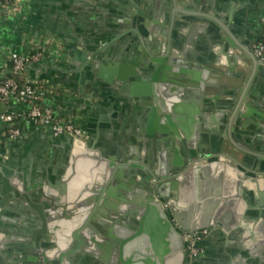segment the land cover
<instances>
[{
	"label": "water",
	"instance_id": "1",
	"mask_svg": "<svg viewBox=\"0 0 264 264\" xmlns=\"http://www.w3.org/2000/svg\"><path fill=\"white\" fill-rule=\"evenodd\" d=\"M179 1L182 4L178 6L188 12H193L189 4L196 6L194 13L205 8L218 12L225 23L235 22L236 12L251 4L242 0ZM128 3L131 13L142 14L133 0ZM155 4L153 14L163 18V0H156ZM175 13L180 20L176 27H189L183 11ZM154 23L160 24L158 20ZM46 25L29 27L26 33L37 38L50 31L72 64L80 67L92 62V55L81 44L74 53L62 36ZM191 28L183 57L190 53L207 25L193 23ZM222 42L224 65H230L227 58L240 65L229 37ZM247 57L254 63L264 62L251 54ZM95 68L103 87L96 84L93 90L102 92V96L108 91L107 86L126 81L120 71H113L116 78L110 80V72L103 65L96 64ZM40 79L51 85L69 86L59 76L47 74ZM156 81L154 75L150 84L141 85V95L152 96L159 103ZM135 82L140 83L141 78ZM137 83L130 90L133 96L136 88L140 89ZM212 86L208 83L202 92L225 93V88ZM161 97L167 95L161 93ZM216 99L217 96L211 102ZM251 104L245 107L248 113L252 111ZM81 129L86 133L84 141L30 129L23 140L9 149L7 160L0 167V264L19 261L26 254L20 252L22 248L29 249L27 254H38L29 258L35 264H90L96 259V264H188L183 235L194 233L200 238L195 245L200 254L189 264H264L263 173H250L222 150L218 155L213 145H196L189 136L184 142L178 141L180 148L186 147L187 154L172 161L168 169L171 176H167L164 160L160 162L161 173L151 175L138 164L144 160L138 159L135 146L109 153L94 145L85 125ZM148 134L150 128L146 130ZM172 146L178 153L174 142ZM141 151L144 154L145 149ZM115 169L121 191L116 190L118 185L114 182L115 187L107 188ZM232 171L237 173L235 177ZM123 176L130 179L123 181ZM123 182L128 183V189Z\"/></svg>",
	"mask_w": 264,
	"mask_h": 264
},
{
	"label": "crops",
	"instance_id": "2",
	"mask_svg": "<svg viewBox=\"0 0 264 264\" xmlns=\"http://www.w3.org/2000/svg\"><path fill=\"white\" fill-rule=\"evenodd\" d=\"M133 1L142 14L131 13L128 0H95L93 4H88V0H30L25 21L21 25L10 24L21 27L16 32L18 40L21 33H26L27 28L34 26L30 21V14L35 10L44 12L49 20L52 19L49 27L62 36L63 42L72 47L74 53L81 44L85 52L98 56L99 62L96 64L103 65L110 72V80L116 78L113 71L123 74L126 81L122 83L121 90L103 92L104 98H107L102 101L99 97L102 92L93 90L96 84L103 87L96 68L92 63H84L80 67L72 64L66 58L62 44L64 60L58 64H50L46 69L49 76H59L69 84H60L71 93L66 102L78 115L79 126L85 125L94 138V145L99 149L117 153L119 148L124 147L127 151L129 146H135L138 159L144 160V163L138 164L143 165L148 173H161L160 162L164 160L167 176H171L168 169H171L172 161L187 154L186 147L180 148L178 141L184 142L190 136L196 145H213V150L218 155L222 150L246 171L264 174V161L260 160L264 156L257 153L254 147L257 145L260 149L262 145L261 149L264 151V72L255 73L253 68L256 63L251 57H247L251 54V45L262 36L264 0H245L251 4L236 12L234 25L229 29L222 26L225 22L218 12L215 14L205 8L203 12L194 13L196 6L192 4L188 7L193 12H188L178 6L181 3L179 0H163V21L162 16L156 18L153 14L156 0ZM177 10L183 11L181 14L188 17L186 21L189 27H176V23L180 22L175 13ZM158 19H161V39H153L150 33L155 29L154 20ZM193 23L206 24L207 29L201 32L200 39L193 44L190 53L183 57L184 48L193 32ZM82 32H85L84 35L78 39ZM226 37L235 45L234 53L239 57L240 65L228 58L226 60L229 67L224 65L226 61L223 62L222 40ZM99 42L103 44L99 46ZM161 42L167 47L168 53L163 60H152L151 65V69H156L153 74L157 79L154 83L155 93L160 99L157 103L152 96L141 95V85L150 81L148 79L152 73L144 68L150 65L152 53L157 54V45ZM138 71L144 77L140 83L132 78ZM219 74L226 78L221 85L213 81L220 77ZM133 83L140 86V93L136 88L135 96L130 92ZM208 83L215 89L225 88V93L219 91L218 95H212L202 92L201 88L208 86ZM239 86L250 92L249 102L254 101L256 105H250L251 113L245 111L243 119L238 120V125L233 130L229 122V110L233 104L229 101L226 106L223 98L233 94V87L237 89ZM161 93L167 95V98L161 97ZM215 96L218 99L211 102ZM161 109L164 110V115ZM149 128L151 134L146 135ZM176 130L179 134L176 132L175 135ZM173 142L178 153L172 146ZM142 148L145 149L144 154L141 153ZM257 163H260L258 167ZM117 175L118 170L115 169L107 188L115 187L112 184L114 182L118 185L116 190L121 191L115 179ZM127 179L130 178L124 177L123 181ZM122 185L129 188L126 182ZM28 250L22 248L20 252L26 254L11 264H35L29 258L38 254H27ZM75 256V260H78L79 256ZM96 263L98 259L90 262Z\"/></svg>",
	"mask_w": 264,
	"mask_h": 264
},
{
	"label": "built area",
	"instance_id": "3",
	"mask_svg": "<svg viewBox=\"0 0 264 264\" xmlns=\"http://www.w3.org/2000/svg\"><path fill=\"white\" fill-rule=\"evenodd\" d=\"M29 3L30 0H0V167L7 160L11 146L23 140L30 129L50 132L54 137L86 139L77 122L78 115L68 109L70 91L40 79L47 75L49 63L64 60L61 43L48 31L37 38L21 33L16 40L17 29L21 27L10 23L21 25L25 21ZM250 53L264 60V27L261 38L251 45ZM183 236L189 264L200 254L195 248L200 238L196 233Z\"/></svg>",
	"mask_w": 264,
	"mask_h": 264
},
{
	"label": "flooded vegetation",
	"instance_id": "4",
	"mask_svg": "<svg viewBox=\"0 0 264 264\" xmlns=\"http://www.w3.org/2000/svg\"><path fill=\"white\" fill-rule=\"evenodd\" d=\"M242 2H245V0H242ZM243 9H244V7L242 8V10ZM30 15H31L30 16V21L34 25V27H35L34 29H36V27L39 24H42V23L43 24H46L47 23L46 26H48V27L51 26L50 25V22H51L52 19L50 18L51 20H49V18L47 17V15L44 12L41 13L40 11L35 10ZM158 21L161 22V19H158ZM231 25H234V21H229V22L224 23V24L222 23V26H225L224 27L225 29H229L231 27ZM154 27H155V29L152 30V32L150 33L151 34L150 36L153 39L155 37L157 39H161V33H162L160 31L161 24L158 25V24H155L154 23ZM86 29H84V31H87ZM84 33L82 32L80 35H78V39H80L81 36L84 35ZM157 48L159 49V51L155 55L152 53L153 58L150 59V62H151L150 65H147L144 68L146 71L150 70L148 72H151L152 73L149 76L148 81L151 80V77L154 75L153 73L156 72L155 71L156 69H151L152 68L151 65L153 64L152 63V60H154V59L163 60L165 58V56L167 55V53H168L167 52V47L166 46H163L162 42L157 45ZM90 54L92 55V62L91 63L95 67L96 66V63L95 62H99L98 61V56H95L94 53H90ZM253 71L255 73H259V72L262 73V72H264V62L256 63V67L253 68ZM140 75L141 74L138 71L134 75H132V78L136 79L137 77H139L142 80V78H144V77H143V75H141L142 77ZM219 76L220 77H217V80H213V81H214V83L221 85L222 84L221 82H223V80H225L226 78H225V76L223 77L221 74H219ZM148 84H150V81L148 82ZM107 87H108V91H110V90L111 91H117V90L120 91L121 90L120 87H122V83H119V84L118 83H115V84H113L111 86H107ZM233 88H235L233 90V94L231 93L229 95H225V97L223 98V102H225L226 106L229 104L228 103L229 101H231L232 104H233V105H231V107H230L231 109L229 110V112H230L229 122H230L231 126L234 128L233 130H235V128L238 125V120L243 119V116H244V113H245V107H246V105H249V103H250L249 101H251V100H250V97H249L250 92H247L246 90H244V87H240L239 86V87H237V89H236V87H233ZM99 97L102 98V101L107 98V97L104 98V96H102V95L101 96L99 95ZM232 98H233V100H232ZM235 100H236V102H235ZM258 100H261L262 101V99H260V98H258ZM254 105H256V103L254 101H252L251 106H254ZM254 147H255V150L257 151V153H259L262 156H264V151H263V149H261L262 148V145L260 146V149L257 148L258 147L257 145H254ZM261 158L264 159L263 157H261Z\"/></svg>",
	"mask_w": 264,
	"mask_h": 264
},
{
	"label": "trees",
	"instance_id": "5",
	"mask_svg": "<svg viewBox=\"0 0 264 264\" xmlns=\"http://www.w3.org/2000/svg\"><path fill=\"white\" fill-rule=\"evenodd\" d=\"M47 33H49V32H47ZM54 37H55V36H54ZM17 79H18V78H17ZM18 80H20V78H19ZM68 109H70L72 113H75V110L73 109V107H72L71 105L69 106Z\"/></svg>",
	"mask_w": 264,
	"mask_h": 264
},
{
	"label": "bare ground",
	"instance_id": "6",
	"mask_svg": "<svg viewBox=\"0 0 264 264\" xmlns=\"http://www.w3.org/2000/svg\"><path fill=\"white\" fill-rule=\"evenodd\" d=\"M237 173L232 171V176L235 177Z\"/></svg>",
	"mask_w": 264,
	"mask_h": 264
}]
</instances>
